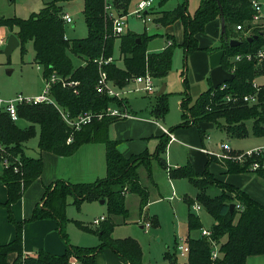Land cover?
<instances>
[{
    "label": "trees",
    "instance_id": "trees-1",
    "mask_svg": "<svg viewBox=\"0 0 264 264\" xmlns=\"http://www.w3.org/2000/svg\"><path fill=\"white\" fill-rule=\"evenodd\" d=\"M129 2L130 0H117L115 7L118 13H126ZM81 13L87 27V35L74 39L64 38L63 13L55 0L47 3L29 18H0V25L15 29L14 34L19 40L21 53L25 52V43L32 41L34 62L40 66L43 78L55 73L68 81H78L75 86H62L57 82L50 87V96L71 117L86 111L102 113L109 105L120 108L127 105L126 99L110 97L96 90L98 74L93 59L100 55H112L116 39L119 41V55L122 57L123 67H118L113 62L106 65L105 69L117 86H123L126 78L140 75L145 70L155 79L166 76L171 68L173 50L177 45L174 40L161 51L147 52V43L151 36L146 33L127 31L119 36L111 34V23L104 18L103 0H83ZM253 13L251 0H201L193 15H190L187 12V0H183L174 9L160 12L159 16L155 17L154 20L162 25L181 20L183 41L179 45L183 49L185 59L196 50H205L211 54L222 49L223 68L230 70L234 65V78L227 81L223 88H213L208 77L209 87L194 100L188 91L187 78H183L185 89L179 105L183 120L180 127L188 126L192 122L191 125H196L201 136H204L205 132L201 130L200 125L215 123L224 126L228 134L243 137L248 134L246 122L251 121L252 134L264 136V84L258 87L256 103L225 99L226 96L238 97L253 93L254 79L264 74V65L261 69L254 56L249 60L243 57L233 64L229 61L237 54H253L264 47V25L252 23ZM221 18L224 20V31L219 34L220 45L201 46L199 35L206 31L208 23L215 20L221 22ZM237 25L241 28L237 29ZM248 37L253 38L248 41ZM232 38L240 43L230 46L228 41ZM68 53L84 57V63L74 67ZM74 89H77L76 93ZM167 111L166 95L163 92L156 95L150 112L155 119H159L163 118ZM17 115L18 118L28 121L27 128H19L4 109L0 110V164L2 165L4 159L9 163L7 167L2 165L0 175L7 190V199L3 204L7 208L9 221L15 227L14 238L0 245V264H69L72 256L76 257L79 264H95L96 254L104 248L111 249L126 264H149L143 260L141 247L136 240L131 237L113 238L112 231L116 225L113 218L126 217L128 214L125 195L129 193L138 196L140 221L143 223L150 220V216L145 212L148 189L140 182L138 168L144 166L151 180V163L154 160L164 169H168L170 178H187L197 188L194 198H185L188 209L196 202L214 219L209 236L201 234L198 238H187V264H245L247 257L264 254V204L253 199L243 189L215 178L208 170L209 163L214 162L224 167L227 173L249 172V164L253 158L237 162L209 154L202 172L196 171L190 163L168 168L165 154L169 138L166 134L157 137L158 143L153 153L144 150L126 156L119 150L118 141L109 136V126L119 119L117 117L103 115L100 119L93 118L79 130H72L52 103L19 104ZM35 125L40 127L37 144L40 151L67 156L85 143H103L106 176L88 183L55 180L46 188L40 205H35L31 216L26 220L16 221L11 214L10 205L22 197L24 191L41 175L44 167L40 156H28L23 148V143L35 135ZM69 137L71 141L67 142ZM252 172L264 177V170ZM209 186L220 188L219 194L209 195L206 192ZM68 196L73 197L77 206L83 201L105 200L107 216L96 229L92 230L81 222H75L79 228L90 230L98 236V246L81 247L69 242L65 231L68 221L65 216ZM230 203L235 205L232 211L229 210ZM42 218H54L57 221L58 233L65 244V251L63 254H53L39 250L36 256H24L23 222ZM201 226L198 215L189 209L188 231L201 229ZM212 242L218 246V255L214 259L211 258ZM10 254L15 255L11 262L8 259Z\"/></svg>",
    "mask_w": 264,
    "mask_h": 264
},
{
    "label": "rangeland",
    "instance_id": "rangeland-1",
    "mask_svg": "<svg viewBox=\"0 0 264 264\" xmlns=\"http://www.w3.org/2000/svg\"><path fill=\"white\" fill-rule=\"evenodd\" d=\"M51 1L53 0H0V18H29ZM138 1L140 0H130L127 11H132ZM257 1L262 4L263 18L260 22L264 25V0ZM55 2L62 13H68L73 19L71 23H63L64 35L68 39L86 37L87 27L81 13L83 0H55ZM200 2L201 0H188V12L191 15H193ZM175 5L176 0H169L163 8H173ZM125 20L124 33L131 31L138 34L146 33L151 36L147 43L148 51H159L161 47L165 46V28L163 26L156 27L153 21L144 24L134 16H127ZM11 33H15V29L11 30L7 26L0 25V38L7 39ZM5 44L6 41L2 46L0 45V89L2 92L7 95L12 94V97L21 93L26 97L28 92L34 89L36 85L43 88L42 71L34 62L32 41L29 40L25 43L24 53H21L19 46H17L9 56L4 53ZM199 44L216 47L220 45V35H216L213 29L210 28L199 36ZM202 53L209 59V55L205 50H196L187 55L185 62L183 49L177 44L173 50L171 68L166 76L161 79L154 78L155 91L145 96H141L139 93L127 95L129 107H131L133 113L139 118L146 120L125 119L120 124H117L126 123L124 126H115L113 130V135L116 138L124 139L120 145H125V142L132 145L138 144L142 147L141 152L144 150L152 152L157 143V135L161 133L160 127L162 126L166 129L174 128L172 134L175 136V140L168 144L165 156L168 168H174V165L183 166L190 163L199 172H202L205 168L207 158V154L201 153L199 147L203 146L210 152L219 153L221 152V144L226 143L231 147L230 155L237 157L241 156L243 152L264 145V136L252 134L251 121L246 122L248 134L243 137L230 135L226 132L224 126L215 123H203L200 125L201 130H205L203 137L200 136L196 125L177 127L181 123L179 105L185 89L182 82L184 76L187 77L188 91L192 100L197 96L195 89L198 85L199 88H202L201 91L206 90L209 86L208 73L200 75L199 78L196 74L200 72L199 70L203 66L204 55ZM68 54L74 67L83 63L84 57ZM113 55L116 58L119 57L118 39L114 42ZM118 64L122 66L121 58ZM255 82L259 85L264 84V77H256ZM162 84L165 85L163 92L166 95L168 111L163 118L152 120L150 108L155 103L156 93ZM4 94L0 93V97L3 98ZM131 121L135 123L134 127L127 124L131 123ZM141 121L144 124H138ZM220 122L222 124L223 120L221 119ZM16 124L22 129L29 126L28 121L23 118H18ZM34 128L35 135L23 143V148L26 155L39 157L40 150L37 144L40 127L35 125ZM72 157H77V155L74 154ZM101 167V173L94 177L89 175L88 172L71 169L70 174L73 179L69 180L72 183H88L98 178H104L106 176V165ZM151 169L152 177L150 180L147 169L142 165L138 168L140 182L148 189V204L145 207V212L147 211L150 216V228H140L139 199L136 194L129 193L125 195V205L128 209V214L126 217L115 216L113 218L116 225L112 236L115 238L131 237L136 240L141 247L143 260L149 264H187V253L182 254L177 246L187 244L188 237L198 238L202 229L210 230L214 219L203 208L195 210L193 206H190V211L198 215L202 226L201 229L188 231L187 213L189 209L185 198H194L197 188L187 178H170L168 169L161 167L156 160L152 161ZM208 170L213 173L215 178H219L222 181L230 182L228 178L236 176V174H226L222 167L214 162L209 163ZM244 177H248L245 181V186H248L249 189L254 187L256 193L251 189L252 192L257 196L260 194L262 196L264 192V177L252 171L245 172ZM78 179H81V181ZM242 189L245 191L244 188ZM206 192L214 196L219 194L220 188L209 186ZM101 200L104 199L83 201L77 206L72 196L67 197L65 216L68 221L65 225V231L71 244L81 247L99 245V238L95 233L79 228L75 222H81L92 230L96 229L98 225H92L93 219L102 215L107 216V205L105 200L103 203L100 202ZM194 204L197 203L195 202ZM153 220L156 222L154 223ZM212 244L218 250L216 243L213 242ZM98 263L105 264V260L101 258ZM262 263L264 264V255H252L245 262V264Z\"/></svg>",
    "mask_w": 264,
    "mask_h": 264
},
{
    "label": "crops",
    "instance_id": "crops-1",
    "mask_svg": "<svg viewBox=\"0 0 264 264\" xmlns=\"http://www.w3.org/2000/svg\"><path fill=\"white\" fill-rule=\"evenodd\" d=\"M168 1L169 0H160V1L154 0V7L152 10V17H153L152 21L154 22L156 27L163 26L165 28V46L161 47L159 49V51L163 50L168 45L167 44L168 41L171 42V40H174L177 44H180L183 41V25H182L181 20L178 19V20H176L173 23H170L168 25H162L160 23H157L154 20L155 17L159 16L160 12L174 9L183 0H176V5L173 8H167V9L163 8V6ZM187 12H188V0H187ZM262 18H263V16H262ZM147 23H149V22H147ZM147 23H144V24H147ZM261 24H263V23H261ZM210 28L213 29V31L216 33V35L220 34V21L215 20V21L208 23L206 26V30H208ZM6 40H7L6 38H3V37L0 38V45L2 46ZM201 46H206V45H201ZM208 47H211V46L209 45ZM147 52H151V51L147 50ZM155 52H158V51H155ZM202 54L204 55V53H202ZM208 55H210V53H208ZM114 58H115L114 63L116 64V66L123 67V61H122V66H120L118 64L119 59L120 58L122 59V57L119 55L118 58H116L115 56H114ZM185 62H186V59H185ZM83 63H84V61H83ZM38 67H40V66L38 65ZM199 71L200 72L196 73L198 75V78L200 77V75H206L205 73H208V77H209V71H210L209 59L206 55H204L203 66H201V70H199ZM261 76L264 77V74H262ZM184 77H186V76H184ZM42 82L44 85V78L43 77H42ZM208 82H209V80H208ZM153 83H154V78H153ZM154 85H155V83H154ZM134 86L135 85L131 86V91L123 89L124 92L122 93L123 99H126V102H127V105L125 107L131 112L133 117L118 119L115 122L111 123L109 126L110 138L118 141L119 150L126 156L131 155V154L140 153L142 150V147L138 144L137 145L128 144V142L127 143L125 142V145H123V146L120 145L122 143V141H124V139H118V138H116V136L113 135V130H114L115 126H124L126 123L121 124V125H117V124H120V122H123L122 120H125V119H127V120H146L143 118H139L138 116H136L133 113V111L131 110V107H129L127 95H129L131 93H139L141 96L151 94V93H146L142 90L134 91V90H132ZM201 89L202 88H199V85L195 89L197 96L203 91V90L201 91ZM41 90H43V88H40V86L36 85V87L34 89L30 90L27 95H28V97H35L42 92ZM0 93L4 94V92H2L1 89H0ZM18 94H21V93H18ZM4 95L5 96L3 98L0 97V110H3L4 102L6 100L13 98L12 94H8V95L4 94ZM150 111H151V108H150ZM180 113H181V110H180ZM150 116H151L152 120H157L152 116L151 112H150ZM159 119H161V118H159ZM182 121L183 120L181 118L180 122L182 123ZM127 124L130 125L131 127L135 126V123H132V121H131V123H127ZM138 124H144V123H143V121H141V123H138ZM191 124H192V122L190 123V125ZM161 127H160L161 133L158 134L157 137L160 136L161 134H164ZM177 127H180V126H177ZM182 127H185V126H182ZM169 130L171 132L173 131L171 129H169ZM204 132H205V130H204ZM199 134H200V132H199ZM141 135H144V134H141ZM200 136H201V134H200ZM201 137H203V136H201ZM156 140L158 143V138H156ZM173 140H175V136H174ZM173 140L169 139V143ZM157 143H156V145H157ZM127 144H128V146H127ZM167 148H168V146H167ZM205 149L208 150L207 148H205L203 146L199 147V151L203 154H207V158H208L209 153L204 151ZM153 152L154 151L149 152V153H153ZM166 153H167V150H166ZM74 154L77 155V157H72V156H74ZM74 154L69 155V156H59V155H56L54 153L47 152V151H40L39 152V156L42 158L43 164H44L43 172L24 191L22 197L18 201L14 202L13 204L10 205L11 214L16 221H23V220H26L27 218H29L31 216L33 208L35 207V205H37V204L40 205L41 198L44 195L46 188L49 187L55 180L63 179V180L71 181V180H69V179H73L72 178L73 176L70 174L71 169L80 170L81 172H88L89 175H91V176L93 175L92 177H94L95 175H98L99 173H101L100 172V171H102L101 166L106 165L105 164V146L103 143H99V142L85 143V144L81 145L75 151ZM165 156H166V154H165ZM207 158H206V160H207ZM217 165H219V164H217ZM173 167H178V166L174 165ZM220 167H222V166L220 165ZM103 169H104V167H103ZM222 169L224 172H226L224 167H222ZM1 172H2V165L0 164V175H1ZM226 174H229V173L226 172ZM230 174H236V176H234L232 178L229 177L228 179L230 182H228V181H224V182H227L229 184L237 186L241 189L244 188L245 191L249 194V196H251L253 199L257 200L258 202L264 204V192H263L262 196H261V194L257 196L256 194H254V193H256L254 187L251 188L254 191V193H253L252 190L248 188V186H245V181L248 177H244V173H230ZM233 178H234V180H233ZM78 180L81 181V179H78ZM263 190H264V187H263ZM6 199H7V190H6L5 185L3 184V182L0 179V245L11 241L15 236V227L9 221L7 208L3 204V203H5ZM147 214H148V212H147ZM140 228H145L142 223L140 225ZM113 234H114V229L112 231V235ZM113 238H115V237H113ZM39 250H45V251L53 253V254H63L65 251V244H64L63 240L61 239V237L59 236L57 221L54 218H42V219L23 222V226H22V252H23V255L24 256H36V254ZM261 255H264V254H261ZM14 257H15L14 254H10L9 258H8L9 262H11ZM249 257H247V259ZM101 258H103L105 260V264H126V262L122 258H120L116 253H114L109 248H104L101 252L99 251L96 254L95 264H99L98 260ZM142 258H143V254H142ZM72 262H78L76 257L72 256L70 258L69 263L71 264Z\"/></svg>",
    "mask_w": 264,
    "mask_h": 264
},
{
    "label": "built area",
    "instance_id": "built-area-1",
    "mask_svg": "<svg viewBox=\"0 0 264 264\" xmlns=\"http://www.w3.org/2000/svg\"><path fill=\"white\" fill-rule=\"evenodd\" d=\"M117 0H103V12H104V18L105 21H109L111 23V34L114 36H119L124 33V29L126 27V17L127 16H134L137 19H140L143 23L151 22L153 20L152 17V10L154 7V0H140L135 5V8L130 11L126 12L124 14L118 13V9L115 7V2ZM251 7L254 11L252 16V23H258L261 24L260 21L262 19V4L257 0H251ZM62 19L64 23H71L73 19L68 13L62 14ZM237 29H240L241 27L239 25L236 26ZM64 38H67L64 35ZM171 42L168 41L167 44L169 45ZM255 57L258 60V65L262 69L263 63H264V47L258 49L255 53H246L245 55L237 54L234 57H231L229 61L231 64H233L235 61L240 60L241 58L245 57L246 59H251L252 57ZM115 60L113 55H109L107 57L100 55L93 59V63L96 64L97 67V81H96V90L100 93H105L110 97H116L118 99L123 98L122 93L125 90L131 91V86L135 85L132 90L134 91H144L146 93H153L155 91V85L153 83V77L150 74L148 70H145L144 73L140 75L131 76L129 78H126L125 83L123 86H117L115 82L109 78L108 73L105 69L106 65L113 63ZM234 65L230 68V70H227L229 72H233ZM61 83L62 86H75L78 84V81H68L63 77L58 76L55 73L50 74L48 77L44 78V87L42 92L35 96V97H28L23 96L22 94H17L13 98L8 99L4 102V110L8 113L11 120L16 121L18 119L17 115V106L19 104H37V103H52L55 105L62 117V119L66 122V124L72 129V130H79L83 125L88 124L93 118L100 119L103 115H109L114 116L119 119L124 118H131L133 117L131 112L125 107H116L114 105H109L106 107L104 112L102 113H94L92 111H86L83 113H80L74 117H71L69 113L63 109L61 106H59L53 98L50 96V87L54 83ZM225 84L221 85L220 88H223ZM253 87L255 88V91L251 94H246L243 96L238 97H231L226 96L227 100H231L233 102L239 100L243 102H247L248 104H253L257 102V91L259 84L253 81ZM74 92H77V89H74ZM164 134H166L169 139L173 140L174 135L169 129H166L164 127H161ZM71 141V137L67 138V142ZM0 150H2V144L0 143ZM221 152L219 153H213L208 150H204L208 152L211 155H215L218 158H226V159H233L237 162H244L247 160V158H253L252 162L249 164V169L251 171H257L258 169L264 170V145L252 148L251 150H248L246 152H243L241 156H232L230 155L231 147L223 143L220 146ZM2 165L4 167H7L9 163L6 159L2 161ZM14 170L17 171L16 167H14ZM239 205H236V208H238ZM193 209L199 210L200 206L198 204L193 205ZM105 219V216H99L93 219L92 225L97 226L102 220ZM142 223V221H140ZM143 226L145 228H150L151 224L150 222H143ZM202 235L209 236L210 231L202 229L201 232ZM213 243V242H212ZM213 245V244H212ZM177 248L181 251V253H187L188 246L187 244L184 245H178ZM218 255V250L213 245V250L211 252V258L214 259ZM71 264H79L78 262H72Z\"/></svg>",
    "mask_w": 264,
    "mask_h": 264
},
{
    "label": "water",
    "instance_id": "water-1",
    "mask_svg": "<svg viewBox=\"0 0 264 264\" xmlns=\"http://www.w3.org/2000/svg\"><path fill=\"white\" fill-rule=\"evenodd\" d=\"M76 18V17H75ZM224 31V20L221 18L220 22V33L222 34ZM253 37H248L247 40L251 41ZM230 46H236L240 43L237 39H229L228 41ZM19 45V40L17 36L14 33H11L5 44L4 53L9 56L13 49H15ZM224 51L222 49L216 50L212 52L209 55V78L212 84L213 88H217L223 84H225L227 81H230L234 78V74L232 72L227 71L223 68L221 61L223 57ZM165 89V85L162 84L159 88L156 95H160L163 93ZM101 203L104 202V200L100 201ZM235 205L233 203L229 204V210L232 211L234 209Z\"/></svg>",
    "mask_w": 264,
    "mask_h": 264
}]
</instances>
